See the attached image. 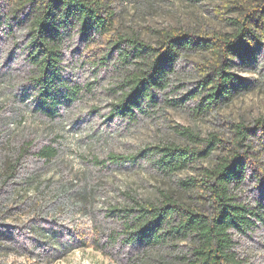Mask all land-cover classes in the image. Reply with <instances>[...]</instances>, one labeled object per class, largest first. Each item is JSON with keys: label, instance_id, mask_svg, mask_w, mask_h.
Masks as SVG:
<instances>
[{"label": "rangeland", "instance_id": "374dc122", "mask_svg": "<svg viewBox=\"0 0 264 264\" xmlns=\"http://www.w3.org/2000/svg\"><path fill=\"white\" fill-rule=\"evenodd\" d=\"M219 10L220 0H120L118 29L148 42L162 29L228 31L224 17L234 14ZM13 21L0 27V157H21L16 178L0 190V264H158L168 248L128 240L127 209L132 198L156 202L162 192L182 195L179 181L190 170L163 173L152 149L183 143L177 125L206 136L227 133L229 122L264 119V48L238 69L248 89L213 111L197 108L198 58L188 54L156 91V102H144L129 118L110 113L120 92L116 52L107 65L94 66L78 56L79 39L73 38L62 78L77 92L60 85L48 116ZM47 145L56 149L50 160L39 156ZM111 153L128 158L115 161ZM240 196L248 203L264 200V180H249ZM237 239L251 264H264V227Z\"/></svg>", "mask_w": 264, "mask_h": 264}, {"label": "trees", "instance_id": "16d2710c", "mask_svg": "<svg viewBox=\"0 0 264 264\" xmlns=\"http://www.w3.org/2000/svg\"><path fill=\"white\" fill-rule=\"evenodd\" d=\"M120 0H0V27L16 23L32 66L39 105L51 116L60 85L77 92L62 78L69 42L78 38V56L94 66L107 65L117 54L119 97L111 114L133 118L144 102H156V91L168 85L179 59L195 55L198 81L192 96L200 112H210L248 89L238 69L264 48V0H220L219 13L228 31L162 29L154 42L118 29ZM10 29V28H9ZM227 133L201 136L186 126L176 130L183 143L153 147V163L163 173L190 170L179 181L182 195L162 192L156 201L132 198L125 223L127 239L168 249L158 264H251L238 250V237L264 227V200L244 201L249 180H264V119L250 125L227 123ZM47 145L39 156L50 160ZM21 153L0 157V190L16 178ZM112 160L128 156L111 153ZM181 194V193H180Z\"/></svg>", "mask_w": 264, "mask_h": 264}]
</instances>
